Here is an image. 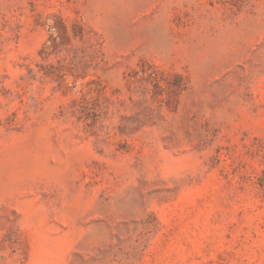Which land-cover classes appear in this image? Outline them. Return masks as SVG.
<instances>
[{
	"label": "rangeland",
	"instance_id": "rangeland-1",
	"mask_svg": "<svg viewBox=\"0 0 264 264\" xmlns=\"http://www.w3.org/2000/svg\"><path fill=\"white\" fill-rule=\"evenodd\" d=\"M0 264H264V0H0Z\"/></svg>",
	"mask_w": 264,
	"mask_h": 264
}]
</instances>
